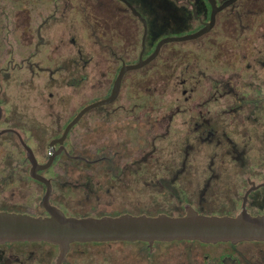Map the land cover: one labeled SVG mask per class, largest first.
Returning a JSON list of instances; mask_svg holds the SVG:
<instances>
[{
  "label": "flooded vegetation",
  "instance_id": "1",
  "mask_svg": "<svg viewBox=\"0 0 264 264\" xmlns=\"http://www.w3.org/2000/svg\"><path fill=\"white\" fill-rule=\"evenodd\" d=\"M74 1L80 0H9L10 34L19 48L2 71L26 67L43 72L46 83L74 86L89 76L94 95L70 109L50 91L45 121L35 116L33 122L7 97L6 82L14 77L0 72V211L44 217L45 203L77 218L194 212L264 219V0H235L202 35L164 43L152 60L122 73L112 101L85 110L66 132L80 112L112 95L122 68L145 60L163 38L200 31L212 11L209 0H168L163 18L159 7L142 15L131 4L138 0H113L119 17L106 24V78L99 86L96 65L82 60L85 48L74 37L67 38L75 52L71 65L39 64L51 45L66 41L58 33L86 23L85 11L64 4ZM50 3H56L51 11ZM129 14L141 29L134 59L128 58ZM86 28L95 31L92 22ZM160 78L172 82L167 112L147 105ZM129 98H136L132 106ZM97 131H105L104 146L96 144ZM59 255V246L47 241L0 243V264H57ZM59 264H264V236L75 241Z\"/></svg>",
  "mask_w": 264,
  "mask_h": 264
},
{
  "label": "water",
  "instance_id": "2",
  "mask_svg": "<svg viewBox=\"0 0 264 264\" xmlns=\"http://www.w3.org/2000/svg\"><path fill=\"white\" fill-rule=\"evenodd\" d=\"M212 11L211 20L200 31L180 37H166L161 39L154 52L145 60L133 66L122 68L115 82L112 95L100 102L92 104L80 112L70 123H75L81 114L90 107L106 104L113 100L122 73L131 68H138L152 60L161 45L172 41H184L195 38L206 32L212 25L217 11L231 4L235 0H226L216 6L215 0H209ZM133 13L135 9L131 7ZM47 216H31L27 214L0 211V243L8 241H47L60 248L57 264L63 259L70 243L79 241H108V240H172V239H200L215 241L222 239H244L253 236H264V219H252L248 215H239L236 218L206 217L194 212H188L181 217L159 215L149 217L144 215L133 216L123 214L116 217H72L66 216L61 210L44 203Z\"/></svg>",
  "mask_w": 264,
  "mask_h": 264
},
{
  "label": "rangeland",
  "instance_id": "3",
  "mask_svg": "<svg viewBox=\"0 0 264 264\" xmlns=\"http://www.w3.org/2000/svg\"><path fill=\"white\" fill-rule=\"evenodd\" d=\"M168 1V0H167ZM171 2H161L160 0H148V1H136V9L143 15L151 14L149 11H153L156 7H159V10L162 13V17L166 18L170 12L166 8V5ZM56 3H50L49 11L53 10V5ZM66 5H74L71 10L78 11L83 10L86 12V23L81 21L78 28H71V31L65 33H58V36L64 37V43L58 44V47L51 45L46 54H48V58L42 63H39L43 66H49L51 68L61 67L63 64L64 67L71 65L69 63V59L72 58V55H75V52L70 50V46L67 44V38L74 37L77 39L78 43L81 44L85 49L82 51V60L90 59L93 64L96 65V82L97 85H101L105 83V60L107 59V51H106V43H107V33H106V24L110 19H117L119 17L118 13H113L116 2L113 0H92L85 1L80 0L79 2H64ZM166 4V5H164ZM11 4L9 0H0V72L1 74H8L13 76L12 82H6L8 85L7 89L11 92V94H7V97L10 98L12 105L16 106L19 109L26 108L28 112L32 115V121L35 122V116L39 121H45V115L43 109L47 107V103L44 102L45 97L48 95L50 91L55 93V97L57 98L59 94L64 98V103L61 105L64 108H79V106H83L84 104L92 101L94 91L92 90V81L89 79V76L86 80H83L81 84L74 86L71 81H58L56 83H46L44 81L43 72L37 71L34 69V73L30 74V71L27 70H15V71H2L5 67H7L6 60L9 58V53L12 48L16 50L19 48L17 45L18 40H16L12 34H10L13 27L10 24V19L7 17L8 12L10 11ZM78 7V8H77ZM25 18H21L19 22L21 25L25 26ZM72 23H75L76 20L72 19ZM92 22L95 26V31L92 34L87 30V23ZM193 26H195L194 21L191 22ZM137 26V27H136ZM128 58L134 59L139 50V37L136 38L137 32L141 33V29L139 25H137L135 19L129 14L128 16ZM168 30V28H166ZM67 30V29H64ZM57 33V32H56ZM93 35L90 39L89 36ZM29 36V35H27ZM26 36V37H27ZM138 40V41H137ZM93 43H96L95 46ZM92 45V46H91ZM94 45V46H93ZM14 46V47H13ZM57 48V49H56ZM54 49V50H53ZM18 59H15V61ZM88 75V69L85 72ZM77 75L78 72L76 71ZM20 80L24 81L20 84ZM27 80V81H25ZM30 81V82H28ZM58 84L60 87L55 86ZM54 85L55 87L51 86ZM158 94L152 98H148L147 105L154 103V106H159L160 108L166 109V112L172 107L170 104L171 101V79L160 78V82H157ZM51 86V87H50ZM129 86H131L129 84ZM26 88V92L23 90ZM7 91V92H8ZM18 91L20 93L18 94ZM98 94V93H97ZM17 96V97H15ZM136 98H129L127 105L132 106L133 102ZM161 109V110H162ZM24 112V111H23ZM38 113V115H37ZM88 119L86 118L85 122ZM105 131H97V139L96 144L98 147L104 146L105 142L108 140L103 135ZM82 133V132H81ZM88 134V132H83ZM82 133V134H83ZM88 138L87 136H85ZM87 142V140H86ZM83 141H81V148ZM163 144V143H162ZM161 144V145H162ZM146 149V148H145Z\"/></svg>",
  "mask_w": 264,
  "mask_h": 264
},
{
  "label": "trees",
  "instance_id": "4",
  "mask_svg": "<svg viewBox=\"0 0 264 264\" xmlns=\"http://www.w3.org/2000/svg\"><path fill=\"white\" fill-rule=\"evenodd\" d=\"M139 1H148V0H139ZM159 1V0H158ZM161 2H167V0H160ZM132 5H136V1L131 3ZM166 5V4H164ZM151 12V11H149Z\"/></svg>",
  "mask_w": 264,
  "mask_h": 264
}]
</instances>
